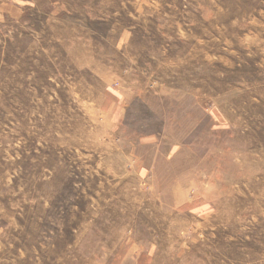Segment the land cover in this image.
Masks as SVG:
<instances>
[{
    "label": "rangeland",
    "instance_id": "rangeland-1",
    "mask_svg": "<svg viewBox=\"0 0 264 264\" xmlns=\"http://www.w3.org/2000/svg\"><path fill=\"white\" fill-rule=\"evenodd\" d=\"M128 248L264 264V0H0V264Z\"/></svg>",
    "mask_w": 264,
    "mask_h": 264
},
{
    "label": "crops",
    "instance_id": "crops-1",
    "mask_svg": "<svg viewBox=\"0 0 264 264\" xmlns=\"http://www.w3.org/2000/svg\"><path fill=\"white\" fill-rule=\"evenodd\" d=\"M128 251H124V257L123 259L126 262H131V263H135L137 262L138 264H153L154 263V259H153V255H152V251L150 253H148L147 251L144 252L141 255H136L132 249L128 248Z\"/></svg>",
    "mask_w": 264,
    "mask_h": 264
},
{
    "label": "bare ground",
    "instance_id": "bare-ground-1",
    "mask_svg": "<svg viewBox=\"0 0 264 264\" xmlns=\"http://www.w3.org/2000/svg\"><path fill=\"white\" fill-rule=\"evenodd\" d=\"M186 165H189V163L186 162ZM182 181H184V179H183ZM170 186H171V185H170ZM172 193H174L173 190H171V195H170V196H172ZM168 196H169V194H168Z\"/></svg>",
    "mask_w": 264,
    "mask_h": 264
}]
</instances>
